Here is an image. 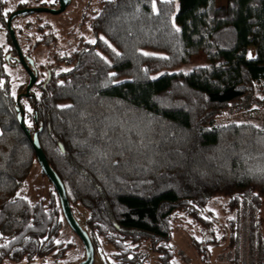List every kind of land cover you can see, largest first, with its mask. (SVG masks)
I'll return each mask as SVG.
<instances>
[{"label": "trees", "instance_id": "16d2710c", "mask_svg": "<svg viewBox=\"0 0 264 264\" xmlns=\"http://www.w3.org/2000/svg\"><path fill=\"white\" fill-rule=\"evenodd\" d=\"M6 2L0 0L7 29V42L0 40V264H35L73 245L58 243L64 214L55 187L35 201L20 194L40 164L18 118L28 83L15 84L12 70L22 64ZM213 3L104 1L91 20L94 42L60 50L20 100L76 218L96 249L114 248L116 264H175L178 221L190 225L201 264H213L223 245L236 264L245 259L242 248L264 250V128L218 123L264 107V0H237L227 20L210 15ZM47 29L38 26L28 55L40 45L62 49ZM195 48L210 62L182 71ZM221 198L224 221L213 208Z\"/></svg>", "mask_w": 264, "mask_h": 264}, {"label": "rangeland", "instance_id": "374dc122", "mask_svg": "<svg viewBox=\"0 0 264 264\" xmlns=\"http://www.w3.org/2000/svg\"><path fill=\"white\" fill-rule=\"evenodd\" d=\"M5 12H15L20 8L21 4L28 7H41L58 8L59 0H6ZM106 0H72V3L68 6L66 11L60 14H52L49 12H33L28 14H21L13 21V27L16 30L18 41L22 47L24 53H28L36 38H39L37 28L40 25L48 26L46 30L48 33H52L58 37L56 45L46 46L40 45L31 51V57L35 61V66L39 71V75L47 74V69H44L45 65L53 62L54 57L58 52L72 48V41H75L77 45L81 40L94 41L91 30V20L102 9L103 3ZM177 1V0H176ZM237 0H214L213 8L210 11V15L216 18L224 20L233 16L236 9ZM30 24V26H29ZM32 37V39H29ZM0 40L1 42H7V29L0 23ZM72 46V47H71ZM251 54L252 58L256 57V51L254 47H249L248 57ZM210 62L208 55L203 49L195 48L192 50V55L188 62H186L180 69L184 72H189L199 66L206 65ZM14 72L15 84L29 82V75L22 65L12 70ZM45 77V76H44ZM260 96H263L260 94ZM231 122H249L261 126L264 128V107L254 105L252 110L233 112L220 118L218 123L226 124ZM54 188L50 184V181L42 175L41 167L37 164L28 179L26 185L22 188L20 194L27 196L29 199L35 201L41 197H47L49 191ZM226 199H219L214 202L213 208L216 215L224 221L226 211ZM263 222H264V207H263ZM62 231L58 237V243L72 244L73 246L67 250L64 256L50 255L43 260L35 262V264H76L83 261L86 258V250L81 239L76 236L69 228L65 218ZM264 227V225H263ZM191 227L184 221H178L176 223V230L174 235L173 244L176 249L175 264H201L196 251L191 244L189 238V231ZM264 231V228H263ZM224 245L215 249V258L213 264H236L233 262L234 253H224L222 250ZM222 250V251H221ZM114 248L111 245L105 244L103 250L97 249L95 254L94 264H116L111 254ZM241 255L244 256V260L239 264H262L264 258V250H258L256 252H250L245 248L241 249ZM245 253V255H244Z\"/></svg>", "mask_w": 264, "mask_h": 264}, {"label": "water", "instance_id": "95a60500", "mask_svg": "<svg viewBox=\"0 0 264 264\" xmlns=\"http://www.w3.org/2000/svg\"><path fill=\"white\" fill-rule=\"evenodd\" d=\"M59 1L60 2H59L58 8H48L45 6L28 7V8L19 9L13 12L8 18V29H9L13 44L17 50L18 58L29 75V82L26 86V91L20 93L18 97V108H17L18 118L20 120L23 130L25 131L29 139L32 141V144L38 156V161H39L41 169L50 179V181L52 182L53 186L55 187L58 193V196H59V199L62 205L63 214H64V217L67 223L72 228V230L80 237V239L82 240L84 244V247L86 250V258L83 261L76 263V264H94L96 250H95L93 241L90 235L88 234V232L82 227V225L76 218L72 210L71 204L68 200L65 185L63 181L61 180V178L59 177V175L54 171V169L49 164L47 157L40 144L38 132L32 135L30 129L28 128L26 121H25V111L20 101L23 96L25 97L30 96L32 88L35 86V84L37 83L39 79V74H38V71L33 68V66H35L34 59L29 57V59L27 60L28 62L25 59L24 52L18 41L16 31L13 27V21L16 17L20 16L21 14H28V13H33V12H49L52 14H60L66 11L68 6L72 3V0H59ZM50 79H51V72L49 71V77H48V80L46 81V84L49 82Z\"/></svg>", "mask_w": 264, "mask_h": 264}, {"label": "flooded vegetation", "instance_id": "af4514ba", "mask_svg": "<svg viewBox=\"0 0 264 264\" xmlns=\"http://www.w3.org/2000/svg\"><path fill=\"white\" fill-rule=\"evenodd\" d=\"M24 56H25V59H26V61L29 59V57L30 58H32L30 55H28V53H24ZM28 62V61H27ZM33 68L35 69V66H33ZM65 218V217H64ZM66 220V219H65ZM67 222V221H66ZM68 224V223H67ZM68 226H69V224H68ZM69 228L72 230V228L69 226ZM72 232L76 235V236H78L73 230H72ZM78 238L80 239V237L78 236ZM81 242H82V240H81ZM83 243V242H82ZM95 250H97L96 248H95Z\"/></svg>", "mask_w": 264, "mask_h": 264}, {"label": "snow or ice", "instance_id": "6c2138e0", "mask_svg": "<svg viewBox=\"0 0 264 264\" xmlns=\"http://www.w3.org/2000/svg\"><path fill=\"white\" fill-rule=\"evenodd\" d=\"M154 7H155V6H154ZM177 31H179V29H177ZM93 42H94V41H93ZM249 58H252V57H251V54H249ZM113 75H114V74H113Z\"/></svg>", "mask_w": 264, "mask_h": 264}, {"label": "crops", "instance_id": "0c3cea01", "mask_svg": "<svg viewBox=\"0 0 264 264\" xmlns=\"http://www.w3.org/2000/svg\"><path fill=\"white\" fill-rule=\"evenodd\" d=\"M0 132H1V130H0Z\"/></svg>", "mask_w": 264, "mask_h": 264}]
</instances>
